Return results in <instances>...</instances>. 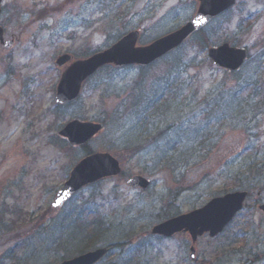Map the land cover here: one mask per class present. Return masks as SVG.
Listing matches in <instances>:
<instances>
[{
	"label": "rangeland",
	"instance_id": "rangeland-1",
	"mask_svg": "<svg viewBox=\"0 0 264 264\" xmlns=\"http://www.w3.org/2000/svg\"><path fill=\"white\" fill-rule=\"evenodd\" d=\"M135 1L3 2L0 25L14 44L0 46V264H56L117 242L124 251L112 249L97 264H264V0H235L203 29L210 46L247 51L235 72L213 65L193 37L148 67L103 68L75 102L54 104L57 56L84 58L131 31L139 32L137 45L148 44L197 8L192 0H148L133 13ZM70 120L102 123L88 147L115 157L122 172L53 209L55 192L84 156L59 147ZM135 175L150 187L125 185ZM243 190V209L214 237L193 244L184 232H150ZM95 218L108 229L87 244L82 229Z\"/></svg>",
	"mask_w": 264,
	"mask_h": 264
},
{
	"label": "water",
	"instance_id": "water-1",
	"mask_svg": "<svg viewBox=\"0 0 264 264\" xmlns=\"http://www.w3.org/2000/svg\"><path fill=\"white\" fill-rule=\"evenodd\" d=\"M198 2L194 16L177 30L170 32L147 45H137L138 31H131L121 37L109 48L85 59L73 60L69 54H62L55 60V66L63 68L54 96V104L64 106L77 99L84 81L104 65L115 68L137 65L146 67L163 55L174 50L190 36L201 30L207 23L223 13L235 3V0H194ZM0 0V11H1ZM147 0H137L132 12H139ZM14 40H4V29L0 26V45L4 49L13 47ZM212 64L228 72L239 69L247 58L245 49L231 47L227 43L207 50ZM102 123L71 120L58 132L71 146L82 147L100 134ZM119 161L107 152H94L81 158L70 170L67 179L56 191L51 202L52 208L62 207L81 188L99 180L119 175ZM126 185L133 189L146 190L150 181L135 175L126 180ZM246 191H235L211 198L206 204L188 213L167 219L154 225L153 235L170 237L176 233L188 234L194 244L197 237L208 234L214 237L232 221L242 209ZM264 214V204L259 206ZM108 253L107 247L93 250L63 260L57 264H96ZM194 246L190 247V259L194 258Z\"/></svg>",
	"mask_w": 264,
	"mask_h": 264
},
{
	"label": "trees",
	"instance_id": "trees-1",
	"mask_svg": "<svg viewBox=\"0 0 264 264\" xmlns=\"http://www.w3.org/2000/svg\"><path fill=\"white\" fill-rule=\"evenodd\" d=\"M193 37H197V43H198V45L201 47V48H204V47H206V48H208V47H210V44H209V42H208V38H207V35H205L204 33H203V30H201L200 32H198L196 35H194ZM192 37V38H193ZM119 38V37H118ZM199 38V39H198ZM106 68V67H105ZM133 98L135 99V100H137V101H139L138 99V97H137V95L135 94V95H133ZM134 101V100H133ZM136 102V101H135ZM139 104V102L138 103H136V104H134V105H132L130 108H128V110H130V109H132V108H134V107H136V106H139L138 105ZM161 105H163V106H167L166 107V109L168 110V108H172V106L170 105V104H166V102H163ZM142 106V105H141ZM137 112H139V111H137ZM182 134H184V132L182 133ZM187 141H188V139H187ZM182 142H183V140H182ZM59 147L61 146V147H63V145H66L67 147H69L68 145H67V142L65 141V140H63V139H59ZM60 143H63V144H60ZM70 148V147H69ZM79 149H81L82 150V152H84V155H87V154H90V153H92V151L89 149V147H88V144H86L85 146H83L82 148H79ZM106 224H104L103 222H102V219L101 218H95V219H93L90 223H88V224H86L85 226H84V228L82 229V233L84 234V238H85V241H86V243L87 244H91L95 239H97V238H99V237H101L102 236V234L104 235L105 233H106V231L105 230H107V229H105L104 228V226H105ZM103 231H105V233L103 232ZM125 243H123V242H117V243H111V244H108L107 245V247L110 249V250H112V249H115V248H120V250H122V251H124V249H125ZM113 264H123L122 263V261L121 262H115V263H113ZM125 264H132L131 262H127V263H125ZM133 264H136L135 262L133 263Z\"/></svg>",
	"mask_w": 264,
	"mask_h": 264
},
{
	"label": "flooded vegetation",
	"instance_id": "flooded-vegetation-1",
	"mask_svg": "<svg viewBox=\"0 0 264 264\" xmlns=\"http://www.w3.org/2000/svg\"><path fill=\"white\" fill-rule=\"evenodd\" d=\"M5 0H3V2H4ZM1 10H3V5H2V7H1Z\"/></svg>",
	"mask_w": 264,
	"mask_h": 264
}]
</instances>
